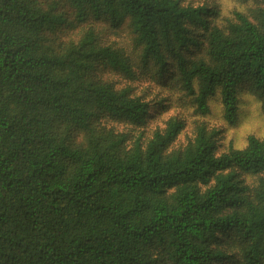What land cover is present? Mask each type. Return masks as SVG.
Masks as SVG:
<instances>
[{
    "label": "trees",
    "instance_id": "16d2710c",
    "mask_svg": "<svg viewBox=\"0 0 264 264\" xmlns=\"http://www.w3.org/2000/svg\"><path fill=\"white\" fill-rule=\"evenodd\" d=\"M243 1L0 0V264H264V136L204 120L264 112Z\"/></svg>",
    "mask_w": 264,
    "mask_h": 264
},
{
    "label": "rangeland",
    "instance_id": "374dc122",
    "mask_svg": "<svg viewBox=\"0 0 264 264\" xmlns=\"http://www.w3.org/2000/svg\"><path fill=\"white\" fill-rule=\"evenodd\" d=\"M223 14H230L234 9H245L249 4L243 0H219ZM125 37L118 40L122 43ZM185 109V107H182ZM186 110V109H185ZM189 110V109H188ZM175 109L161 110L150 120V126L163 125L164 119L174 113ZM179 111V110H178ZM205 122L210 127L221 129L220 149L226 148L231 143L235 147H241L249 134L264 136V112L256 95L249 91H241L239 94L237 118L229 124L223 119L222 105L217 95L210 99V112L204 117ZM193 123H188L177 137L176 144L187 141V136L192 133Z\"/></svg>",
    "mask_w": 264,
    "mask_h": 264
}]
</instances>
